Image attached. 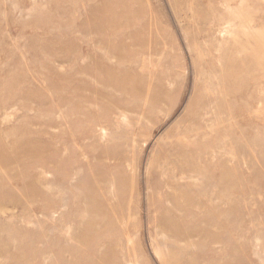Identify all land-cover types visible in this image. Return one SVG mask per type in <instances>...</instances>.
<instances>
[{
	"label": "rangeland",
	"instance_id": "374dc122",
	"mask_svg": "<svg viewBox=\"0 0 264 264\" xmlns=\"http://www.w3.org/2000/svg\"><path fill=\"white\" fill-rule=\"evenodd\" d=\"M0 264H264V0H0Z\"/></svg>",
	"mask_w": 264,
	"mask_h": 264
},
{
	"label": "bare ground",
	"instance_id": "6f19581e",
	"mask_svg": "<svg viewBox=\"0 0 264 264\" xmlns=\"http://www.w3.org/2000/svg\"><path fill=\"white\" fill-rule=\"evenodd\" d=\"M224 153V152H223ZM222 154V153H221Z\"/></svg>",
	"mask_w": 264,
	"mask_h": 264
}]
</instances>
